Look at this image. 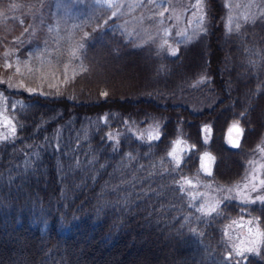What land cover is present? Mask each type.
<instances>
[{
    "label": "trees",
    "instance_id": "trees-1",
    "mask_svg": "<svg viewBox=\"0 0 264 264\" xmlns=\"http://www.w3.org/2000/svg\"><path fill=\"white\" fill-rule=\"evenodd\" d=\"M207 1L206 30L175 56L136 46L118 30L98 36L94 29L81 49L84 68L65 85L71 96L0 84L8 119L0 137V264H264V245L259 254L226 260L224 230L238 215L264 230V205L226 200L205 214L186 183L235 180L264 135V15L229 31L223 4ZM55 3L0 0V8L22 4L48 14ZM46 35L42 26L29 40L0 36V51L11 48L19 65L37 61ZM105 58L110 66L141 61L151 84L111 97L101 84L111 76L93 75ZM20 77L45 84L34 69ZM80 86L96 89L95 99L84 101ZM237 120L244 129L238 148L226 140ZM149 123L159 140H147ZM12 127L15 135L4 139ZM177 139L195 146L179 167L168 156ZM203 151L215 158L211 175L199 168Z\"/></svg>",
    "mask_w": 264,
    "mask_h": 264
},
{
    "label": "rangeland",
    "instance_id": "rangeland-1",
    "mask_svg": "<svg viewBox=\"0 0 264 264\" xmlns=\"http://www.w3.org/2000/svg\"><path fill=\"white\" fill-rule=\"evenodd\" d=\"M215 1L218 2V0ZM220 1L225 9L226 25L228 27L229 17H231L233 29H236L237 24L240 25L244 21L264 15V0ZM226 2L229 5L227 8L225 7ZM197 3L198 0H57L48 14L38 12L36 15L31 13L32 8L29 5L17 4L2 7L3 9L0 8V36L8 37L10 34L16 36L15 39L20 41L24 37L29 40L42 26H46L47 35L43 38L42 53L36 56L37 61L27 60L19 65L17 56L11 54V48L0 51V84L15 90L26 87L28 91L29 89L35 90L32 91L35 93L48 95H65L66 93L71 96L64 91L65 85L71 82L84 68L81 61L83 56L81 49L85 45V38L91 36L93 33L91 30L94 29L98 36H103L106 29L118 30L136 46L149 45L160 50L161 55H171L170 53L173 50H178L180 45L196 41L200 34L206 30L208 23L207 0H202V12L195 7ZM114 12L116 15H113ZM161 12L164 13L163 16L160 15ZM201 14L204 16L202 22L199 19ZM24 32H26L25 36H23ZM47 42H51L52 45L46 46ZM103 56L104 54H101V57ZM132 60H136L137 63ZM102 61L101 59L97 61L93 75L101 74L105 78L104 74L106 73L111 76L110 79L101 80V84H105L110 89L111 97L123 98L139 94L151 84V73L144 71L146 65H143L141 61L138 63L137 59L131 58L124 66L121 65L122 63L110 66L113 62L110 61L108 64L106 58ZM195 63L200 65V61ZM33 69L41 75L45 84L31 86L30 83L27 85L21 79L20 75ZM80 90L83 91L82 87ZM83 92L85 93L81 94L82 99L88 101L95 99L98 91L90 89ZM5 117L0 108V137L6 133L5 129L1 128L2 125H8V119ZM156 127L155 123H149L145 129L148 133L154 134ZM226 139L228 141V130ZM182 142V147L191 148L190 143L183 140ZM260 148H264V135L252 148L245 166L239 169L237 173L239 177L233 181L217 183L213 182L212 178L209 180L193 178L190 186L194 190L193 193L197 201H200L202 205H212L216 201L225 202V196L235 195L229 193L227 189L237 186L242 188L247 183V177L253 169H256L260 178H264V167H261L264 165V152L259 151ZM204 153H209L214 158L211 152H201L198 155L199 168L200 157ZM214 162L215 158L210 165L211 174L214 172ZM257 194L264 195V189L258 193H252L253 196ZM227 200L241 203L238 198ZM257 203L261 204V202ZM248 205L252 204H247L244 208ZM250 220L254 223L249 224ZM255 226V220L245 215H238L230 221L224 229L229 245L228 251L232 250L233 244L240 245L247 236L248 228Z\"/></svg>",
    "mask_w": 264,
    "mask_h": 264
},
{
    "label": "snow or ice",
    "instance_id": "snow-or-ice-1",
    "mask_svg": "<svg viewBox=\"0 0 264 264\" xmlns=\"http://www.w3.org/2000/svg\"><path fill=\"white\" fill-rule=\"evenodd\" d=\"M196 8L200 9L201 12L203 11L202 7V0H198ZM225 7H229L228 3L226 2ZM163 12L160 13L161 16H163ZM113 15H116L114 12ZM200 21L202 22L204 20V16L201 14L199 17ZM236 29L239 28V24L235 26ZM228 30L233 31L232 27V18L229 17L228 22ZM87 36V34H85ZM82 47V46H81ZM171 55H177L178 50H173ZM203 82V81H202ZM30 92L35 91L33 89H29ZM102 95H107V93H103ZM243 115V114H241ZM211 131L210 127L205 125L202 127V132L209 133ZM16 132V128L12 127L10 130V135L4 137V139H9L11 136H14ZM235 133V135H233ZM244 129L240 127V121H234L228 128V144L232 147H239L240 142L243 138ZM162 133L157 129L155 134L149 133L147 136V140L149 142L153 140H159ZM142 138V137H141ZM107 139L109 141L116 140L115 136L109 135L107 136ZM205 142H207L205 140ZM182 140L177 139L173 142V146L171 150L168 152V156L174 161L176 167H179L184 158V154L188 153L190 154L192 150H194L195 146H192V148H184L182 147ZM259 151L264 152V148H260ZM214 161V158L209 153H204L200 157V168L202 171L206 174H211V168L210 165ZM251 163V162H250ZM261 167H264L262 165ZM186 183L189 185L192 183L191 180H186ZM261 189H264V178H260L257 173L256 169H253L251 173H249L247 177V183L243 185V187L237 186L236 188H230L227 189L229 193H234L235 195L232 197L225 196L224 199L227 200L229 198H238L242 204H255L257 202L264 203V195L257 194L255 196L252 195V193H258ZM221 201H216V203L212 205H201L200 211L205 214H212L217 212L218 206L221 205ZM258 221V218H257ZM249 224H253L254 221H249ZM243 245V246H242ZM264 245V230H261L259 227L258 222L256 223L255 227H249L247 236L244 240L241 241L240 245L233 244L232 250L228 252L227 256L225 257L226 260L231 261L233 259V256L236 257H244L245 253H256L259 254L260 246ZM235 264H239V261H236Z\"/></svg>",
    "mask_w": 264,
    "mask_h": 264
},
{
    "label": "bare ground",
    "instance_id": "bare-ground-1",
    "mask_svg": "<svg viewBox=\"0 0 264 264\" xmlns=\"http://www.w3.org/2000/svg\"><path fill=\"white\" fill-rule=\"evenodd\" d=\"M56 1H57V0H56ZM218 2H219L220 4H222L220 0H218ZM206 4H208V1H207ZM58 6H59V5H58ZM260 17H262V16H260ZM225 25H226V21H225ZM226 27H227V25H226ZM227 29H228V27H227ZM197 39H198V38H197ZM197 39H196V40H197ZM257 143H258V142H257ZM225 175H226V174H225ZM226 176H228V174H227ZM262 205H263V204H262Z\"/></svg>",
    "mask_w": 264,
    "mask_h": 264
},
{
    "label": "flooded vegetation",
    "instance_id": "flooded-vegetation-1",
    "mask_svg": "<svg viewBox=\"0 0 264 264\" xmlns=\"http://www.w3.org/2000/svg\"><path fill=\"white\" fill-rule=\"evenodd\" d=\"M264 205V203H262ZM259 227L261 228V230H263V227L261 225H259Z\"/></svg>",
    "mask_w": 264,
    "mask_h": 264
}]
</instances>
